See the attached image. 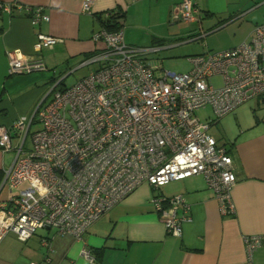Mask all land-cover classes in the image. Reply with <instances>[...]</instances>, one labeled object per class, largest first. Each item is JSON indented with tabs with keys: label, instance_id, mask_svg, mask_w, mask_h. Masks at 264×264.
I'll return each instance as SVG.
<instances>
[{
	"label": "built area",
	"instance_id": "obj_1",
	"mask_svg": "<svg viewBox=\"0 0 264 264\" xmlns=\"http://www.w3.org/2000/svg\"><path fill=\"white\" fill-rule=\"evenodd\" d=\"M93 3L83 0L82 12L90 14ZM14 8L29 13L32 24L49 20L42 7L0 2V13ZM174 11L183 21L201 19L189 0ZM92 40L101 47L79 67L94 65V70L68 87L61 86L63 79L51 85L29 120L0 126V152L14 153L0 187L6 191L5 199L0 198V239L11 232L25 242L38 230L51 228L81 240L141 185L159 189L192 176L204 178L223 216L234 215L232 158L208 130L248 101L264 102V23L254 28L248 42L190 57L185 73L154 65L146 56L160 47L127 45L122 29L109 32L100 26ZM56 42L38 33L35 48H51ZM44 69L40 60L10 55V75ZM215 75L222 77L220 88L209 82ZM206 107L213 111L212 122L196 116ZM34 122L41 127L26 150ZM150 205L167 234L180 237L190 221L182 196L156 194ZM261 241L260 235L244 238L249 256Z\"/></svg>",
	"mask_w": 264,
	"mask_h": 264
},
{
	"label": "crops",
	"instance_id": "obj_2",
	"mask_svg": "<svg viewBox=\"0 0 264 264\" xmlns=\"http://www.w3.org/2000/svg\"><path fill=\"white\" fill-rule=\"evenodd\" d=\"M183 1L94 0L88 14L82 12L83 0H0L42 7L49 18L32 24L25 10L0 13V126L10 128L20 118H31L50 87L51 79L43 71L95 69L79 66L101 47L92 37L100 28L99 17L104 19L107 12L121 16L127 45L159 46L156 55L185 58L190 67V57L248 42L254 28L264 23V0H189L200 10L199 22L177 17L175 5ZM38 33L57 39L56 44L37 51ZM14 54L40 60L45 69L10 75L9 58ZM206 108L211 115L203 122H212L213 111ZM208 133L232 158L234 215L221 214L202 176L172 181L169 190L163 187L170 183L159 189L143 184L97 220L81 240L51 228L38 230L25 242L7 233L0 239V264H264V102L248 101L213 121ZM10 153L0 152V187L14 160ZM156 194L182 196L189 207L190 221L180 237L167 234L151 207ZM5 197L0 189V198ZM251 235L262 236V241L249 256L244 238Z\"/></svg>",
	"mask_w": 264,
	"mask_h": 264
},
{
	"label": "rangeland",
	"instance_id": "obj_3",
	"mask_svg": "<svg viewBox=\"0 0 264 264\" xmlns=\"http://www.w3.org/2000/svg\"><path fill=\"white\" fill-rule=\"evenodd\" d=\"M137 48H145L149 46H134ZM154 65L159 66L161 69L174 72V73H185L190 70V65L185 58H174L169 56H159L156 54H150L146 56ZM90 70L79 69V70H47L43 71L46 74L47 79H51L48 84L53 85L54 83L58 82L59 80L63 79V83L61 86L68 87L81 79L84 75H87ZM47 82V81H46ZM210 84L213 85L215 88H220L223 84L221 77H213L209 80ZM222 83V84H221ZM49 86V85H48ZM51 98V97H50ZM211 115V111L209 108L202 109L196 112V116L201 119V121H205V119ZM40 124L34 122L27 134L25 140V149L28 150L31 147V137L34 132L40 129ZM21 138V136L18 134ZM17 136L13 139V145L15 146L18 143ZM10 159L13 158V153L9 154ZM174 186V183H170L167 186L163 187L164 190H169Z\"/></svg>",
	"mask_w": 264,
	"mask_h": 264
},
{
	"label": "trees",
	"instance_id": "obj_4",
	"mask_svg": "<svg viewBox=\"0 0 264 264\" xmlns=\"http://www.w3.org/2000/svg\"><path fill=\"white\" fill-rule=\"evenodd\" d=\"M120 18L121 16H119V13L110 12V15H108V17H105L104 19H101V17H99L98 20L101 27L109 32H115L122 29V25L119 20ZM95 259H97V256L94 258V261Z\"/></svg>",
	"mask_w": 264,
	"mask_h": 264
}]
</instances>
